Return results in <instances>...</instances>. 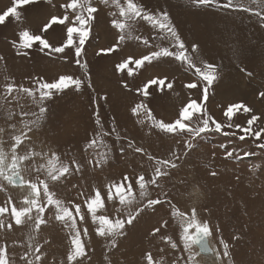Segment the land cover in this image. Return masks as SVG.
<instances>
[{"label": "rangeland", "instance_id": "1", "mask_svg": "<svg viewBox=\"0 0 264 264\" xmlns=\"http://www.w3.org/2000/svg\"><path fill=\"white\" fill-rule=\"evenodd\" d=\"M64 2L52 0L48 4L41 0L38 4L22 8L19 20L10 18L0 25V57H3L0 59V92L6 83L36 88L37 78L53 82L61 74H71L84 81L79 91L72 88L55 93L51 99L44 101L43 106L47 111L41 117L40 125L28 134L31 140H26L21 146V154L31 148L55 152L64 164L71 165L72 160L80 163L79 172L73 170L58 183L50 184V190L66 204L68 201L80 204L85 213L86 198L93 194L94 189H99L105 198V208L98 214L112 219L118 215L126 218L116 211L120 207L118 199L107 200L108 186L120 183L125 174L131 178L140 204H145L147 199L164 201L146 209L131 226L126 225L115 248L109 240L96 235L97 225L88 216L87 223L79 225L81 229L87 227L89 230V235L83 237L87 253L82 258L83 264H146L145 254L148 252L160 264H174V261L186 264L188 253L183 251L180 241L182 229L178 218L172 216L173 208L189 215L191 209L195 208L198 220L209 222L212 229V235L208 238L210 246L223 253L220 241L229 245V256L224 258L223 264H264V148L258 147L264 143V133L259 140L254 136L240 140L239 136L244 133L235 127L237 124L242 128L247 127V120L255 114L260 119L253 124V130L264 128V98L259 96V92L264 91V27L261 26V19L230 8L197 7L190 0H136L149 12H167L190 54L191 45H199L198 53L192 54L198 67L202 68L203 63L207 62L217 68L218 79L209 89V98L204 106L210 117L224 125L232 123L233 127H225L221 133H203L192 141L186 133L177 136L152 128L146 114L139 118L144 120V123H140L131 113L136 103L143 102L156 119L172 122L190 98L199 102L202 97V91L185 87L187 83L199 80L195 70L173 58L154 61L140 69L130 65L133 69L131 76L127 70L116 72L115 66L129 56L140 58L159 47H169L175 51L173 41L162 38L163 34L145 21H137L133 38L122 42L119 50L97 55L100 49L112 46L117 40L118 34L110 23L115 17L110 12H117L118 15V10L93 0L99 12L80 58L82 63H87L86 69H81L75 63L74 52L67 53V59L65 54L49 56L39 50L38 42L31 49L21 50L27 51V56L16 54L17 50L11 42L18 41V32L25 29L32 34L42 35L53 46L63 43L66 29L62 25L55 24L44 33L41 28L51 16L63 15L64 10L59 6ZM224 2L226 0H221V3ZM243 2L247 3V0ZM9 6L11 0H0V12ZM137 36L147 38L151 46L135 39ZM89 76L93 88L87 87ZM157 77H167L166 83H172L173 87L169 89L165 85L161 90L158 86H150L147 97L136 91ZM123 83L128 84V89L123 87ZM99 95L107 96L106 102L99 100L101 126L96 124L97 106L92 102ZM230 104H243L253 112L244 113L240 109L229 121L223 112ZM39 106L23 95L19 104L12 101L5 105L0 97V129L5 130L0 133V138L5 141V150L10 148L11 135L16 134L9 125L15 124L16 130L23 127L19 115L21 107L24 111L38 114ZM8 111L15 113L13 118H9ZM33 118L29 116L23 119ZM197 124L199 120L194 118L193 126ZM98 132L111 133L103 137L104 144L111 152L106 162L94 167L87 161L99 159L98 153L103 149H88L87 145ZM224 132L235 134L224 135ZM186 140L194 147L186 148ZM129 141L134 142L132 148L128 147ZM135 147L143 148L144 152L136 153ZM121 148L125 150L124 153H121ZM228 152L232 156L225 158ZM149 156L156 160L175 161L177 166L166 169L170 175L160 179L158 186L149 185L147 196L140 201L135 179L140 174L145 175L146 179L152 177L156 164L155 160H149ZM41 163L47 164V159L35 158L33 167ZM213 171L217 175H210ZM24 176L26 179H36L34 171L31 175L25 172ZM40 178H44V173L40 174ZM0 185L4 187L0 191V206L6 204L9 196L18 207L22 205L26 191H19L2 180ZM68 206L71 207L70 204ZM54 213V209H46L47 223L42 225L40 232L41 246L47 257L45 264H66L72 233L55 221ZM164 221H167V227L161 228L156 236H151L152 229L161 227ZM27 233L28 229L22 227L7 233L0 232V243L7 242L12 264H18L20 256L24 254ZM165 236L176 242L178 247L172 249L163 240ZM193 250L197 251L196 247ZM197 260L200 264H214L215 261L203 255L198 256Z\"/></svg>", "mask_w": 264, "mask_h": 264}, {"label": "snow or ice", "instance_id": "2", "mask_svg": "<svg viewBox=\"0 0 264 264\" xmlns=\"http://www.w3.org/2000/svg\"><path fill=\"white\" fill-rule=\"evenodd\" d=\"M41 0H11V6L0 12V25H4L10 18L17 20L21 17L20 10L28 5H34L40 3ZM43 2L51 4L52 0H43ZM100 4L106 6H112L118 10L117 12H110L113 18L111 20V26L117 32L116 42L108 47L102 48L97 52V55L101 53L112 54L119 50L122 42L133 38L135 31V24L138 20L147 22L151 27L158 30L163 34L162 38H169L173 41L172 48L159 47L157 50L150 51L146 55L140 56V58H134L132 56L127 57L115 66L117 73H121L127 70L129 76L133 75V69L130 65H134L136 69H140L145 65H151L154 61L159 62L165 58H173L175 61L180 62L182 65H186L189 69L195 70V75L199 78L197 82H190L185 85L188 89H198L202 91V97L199 102L196 99H189L183 107L180 108L178 117L172 122H164L163 120L156 119L151 110L143 102L136 103L131 108L133 116L138 118V122L144 123L143 119H139L146 114V119L150 121V126L154 129L166 134H174L182 136L185 133L194 141L200 137L201 134L207 132H223L225 127H233L232 123L227 125L217 122L214 118L210 117L206 109L205 102L208 100L209 89L213 86L214 82L218 79V72L215 65L204 62L203 67H198L196 64V57L192 54L198 53L199 45L193 43L191 45V53L186 47L184 40L180 37L176 31L174 25L170 21L169 14L161 11L158 13H152L147 11L142 5L136 3V0H99ZM190 3L197 6H215L224 9L240 10L247 13H251L259 17L262 21L261 26L264 27V0H247L244 3L243 0H226L221 3V0H190ZM55 6V5H53ZM64 10L62 16L53 15L43 25L41 32H47L53 25H62L65 29V39L60 46L51 45L46 38L39 34H32L29 30L25 29L18 32V41H12L13 47L17 50L18 56H27V51H21L22 49H31L35 43L38 42L39 50L46 55L52 56L53 54H65L67 59V53L74 52L76 57L75 63L79 65L81 69L87 68V63L81 62L82 54L85 52V43L89 39L91 31L94 27V21L96 15L99 12V8L94 6L93 0H65L59 6ZM135 39L141 41L146 46H151L147 38L135 37ZM47 49V52L45 50ZM3 59V57H0ZM245 71V69H241ZM87 75V73H85ZM251 75V73H248ZM7 79V77H6ZM167 77L153 78L143 85V88H139L136 91L147 97L150 86H158L161 90L166 85L167 88L173 87L172 83H166ZM203 83V88L200 89V83ZM36 83L38 87H24L23 85H16L15 83H6L3 85V90L0 92V97L5 101V105L16 101L19 104L21 96L31 98L34 102L38 103V114L35 112L24 111L21 107L19 112L20 123L22 129L16 130L15 124L9 125L16 134L11 135V144L8 150H5V141L0 138V180L5 181L7 185L12 187L26 189L27 194L23 196L22 205L17 206L13 202L12 197H8V200L4 206H0V232H10L16 227L27 228V247L24 254L20 256L18 264H45L47 259L43 253L41 246L40 232L42 231V225L47 223L45 219L46 209L55 210L54 219L56 222L62 224L68 228L72 233L71 247L66 255V264H83V259L86 253V246L83 241V237L89 235L87 227L81 229L80 224L87 223V217H91L93 224L97 225L95 232L97 236L104 237L110 241L113 248L117 247V239L124 234L125 226H131L146 209L152 208L156 205L164 203L160 199H147L145 204H140L137 200V196L134 193V186L131 178L125 174L120 183H113L108 186L107 200H117L120 207L117 208V213H123L126 218L118 217L112 219L109 216L98 214L100 210L105 208V198L102 196L99 189H94L93 194L86 198L85 205L87 212L82 211V206L72 201H68L67 204L64 200L57 198L56 194L50 190V184L58 183L73 170L79 172L81 170V164L76 160L71 161V165L60 162L59 156L55 152H43L35 151L31 148L21 154V146L25 141H30L31 137L28 135L35 128L40 125L41 117L47 111L44 107V101L49 100L55 93H62L66 90L74 88L79 91L84 85V81L81 78L74 77L71 74H61L53 82L44 81L42 78H37ZM88 88H93L91 79L89 76L87 82ZM123 87L128 89V84L123 83ZM38 93V98H37ZM259 96L264 98V91L259 92ZM11 98V99H9ZM99 100L107 101L106 95H99L93 98V103L97 106L96 111V124L101 126L99 118ZM240 109H243L244 113H252L253 109L243 104H230L223 112L224 116L232 121L233 116ZM15 113L8 111L9 118H13ZM34 117L33 119H23L25 117ZM198 119L199 124L193 126V119ZM260 119L259 116L252 114L250 119L247 120V127L242 128L237 124L235 127L243 131L244 135H240L239 139L244 140L246 136H254L257 140L261 138V134L264 133V128L259 130H253V124ZM214 126V127H213ZM5 130L0 129V133ZM115 131V129H113ZM110 132H98L93 139L88 142L87 148H102L103 150L98 153L99 159H89L88 164L94 167H100L103 162H106L111 149L103 142V137L110 135ZM224 135L235 133L224 132ZM132 141H129L128 147H133ZM185 147L191 149L194 144L189 141H185ZM258 147L264 148V143L258 145ZM87 150V149H86ZM121 153H124V149H120ZM136 153H143L144 150L141 147H135ZM214 155V154H213ZM232 153H226V157H231ZM47 159V164H39L33 167L35 158ZM149 160H155V168L150 179H146L145 175L140 174L135 179V185L139 189V200L143 201L147 196L149 185H157L158 181L162 178H166L170 175L166 169H174L177 164L172 160H156L154 157L149 156ZM177 160L180 157H176ZM36 173V179H26L25 172L31 175L32 172ZM44 173V178H40V174ZM210 175L215 176V171ZM4 190L3 185H0V191ZM71 205V207L68 206ZM74 209V211H73ZM172 216L178 218L182 232L180 241L183 244V251L188 253L186 264H200L197 260L198 256H201L202 252L211 253L214 255L215 262L223 264L224 258L229 256V245L223 240L220 244L223 247V253L217 251L210 246L208 238L212 235V229L208 221H199L197 218L196 209H191V214L180 212L178 209L173 208ZM167 227V221L162 222L161 227L152 229L150 235L156 236L161 232V228ZM237 239V237H233ZM163 240L170 245L172 249H176L178 244L174 242L170 237H163ZM47 243V241H45ZM198 246L199 250L194 251V247ZM7 242L0 243V264H12V261L8 255ZM163 251V249H161ZM146 264H160L153 258L151 252L145 254ZM54 264V262H53ZM174 264H178V261H174Z\"/></svg>", "mask_w": 264, "mask_h": 264}, {"label": "bare ground", "instance_id": "3", "mask_svg": "<svg viewBox=\"0 0 264 264\" xmlns=\"http://www.w3.org/2000/svg\"><path fill=\"white\" fill-rule=\"evenodd\" d=\"M7 184V183H6ZM9 186H11V185H9ZM12 187V186H11ZM13 188H16V187H13ZM16 189H18L19 191H23V192H25L26 191V193H24V195L25 194H27V190L26 189H21V188H16ZM197 249V248H196ZM202 255V254H201ZM204 257L206 256V258H211L212 260H215V258H214V255L213 254H211V253H209V255L207 254V255H203ZM213 264V263H212Z\"/></svg>", "mask_w": 264, "mask_h": 264}, {"label": "water", "instance_id": "4", "mask_svg": "<svg viewBox=\"0 0 264 264\" xmlns=\"http://www.w3.org/2000/svg\"><path fill=\"white\" fill-rule=\"evenodd\" d=\"M195 247L197 248V250H199L198 246H195ZM201 254L202 255H207V254L209 255V253H207V252H202Z\"/></svg>", "mask_w": 264, "mask_h": 264}]
</instances>
